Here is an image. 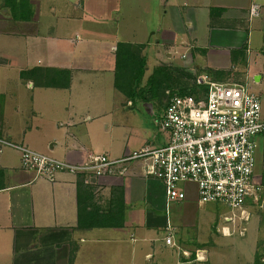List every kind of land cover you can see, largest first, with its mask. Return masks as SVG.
<instances>
[{"label":"crops","instance_id":"0c3cea01","mask_svg":"<svg viewBox=\"0 0 264 264\" xmlns=\"http://www.w3.org/2000/svg\"><path fill=\"white\" fill-rule=\"evenodd\" d=\"M100 1L103 15L97 0H7L0 6V141L76 165L92 154L118 159L151 148L126 110L134 104L115 86L118 44L145 49L156 29L165 62L185 70L202 51L249 54L251 25L264 27V0H159L153 15L147 0H115V8L112 0ZM253 5L260 11L251 18ZM133 12L141 22L121 34L120 15ZM173 49L183 51L180 65ZM253 69L247 64L245 76L258 84L262 77ZM226 79L216 81L238 82ZM166 101L165 94L164 111ZM143 168L132 163L125 176L108 175L89 186L64 173L54 182L35 180L22 169L19 152L0 144V264H166L175 255L180 264V252L167 251L174 243L165 242L170 211L164 185ZM176 205L178 218L193 214L188 196ZM121 208L116 226L90 220V213L102 217Z\"/></svg>","mask_w":264,"mask_h":264},{"label":"built area","instance_id":"2783aa9c","mask_svg":"<svg viewBox=\"0 0 264 264\" xmlns=\"http://www.w3.org/2000/svg\"><path fill=\"white\" fill-rule=\"evenodd\" d=\"M259 11L253 5L251 18ZM194 83L197 88L192 95L166 91L160 125L169 138L159 148H143L118 159L92 154L76 165L25 145L0 144L19 152L22 169L34 173L35 180L54 182L58 174L64 173L81 178L89 186L108 175L123 177L130 164L141 163L147 177L164 185L168 212L172 204L185 201L194 187L199 205L219 203L232 212L227 222H234L238 212L248 221L245 207L259 201L263 188L254 176L255 139L264 136L260 99L242 82H220L202 74ZM166 232V244L173 245L170 221Z\"/></svg>","mask_w":264,"mask_h":264},{"label":"rangeland","instance_id":"374dc122","mask_svg":"<svg viewBox=\"0 0 264 264\" xmlns=\"http://www.w3.org/2000/svg\"><path fill=\"white\" fill-rule=\"evenodd\" d=\"M6 1L7 0H0V6L6 4ZM97 1V4H99L98 8L101 9L99 15H103L105 12L103 1ZM147 1L149 7H152L151 15H153L157 9L156 5H159L160 2L159 0ZM20 2L22 3V1ZM122 2L124 4V0H122ZM110 4L112 8H115V0H112ZM127 15H130V18H124L123 14L120 15L118 29H120L121 34H123L125 30H129L131 25L136 26V24L141 22L140 14L133 12V14L128 13ZM152 19H155V15L150 17V20ZM103 21L104 20L101 22ZM143 21L146 22L145 20ZM255 24L256 22L253 23V26L251 25L248 42L249 54L242 50L234 51L232 54L220 50L209 51L207 55L203 51L199 52L198 57H195V61L192 62L191 65L185 66V70H187L185 73H189L194 78L188 79L187 77H183L180 81L181 83L184 82L187 85L197 88L194 83L195 78L198 75L206 74L215 81L221 80L222 78H229L246 83L248 90L260 99L261 117L262 120H264V27L256 29ZM102 25L100 26L101 28H103ZM164 25L169 28L171 27L170 21L167 19H165ZM245 28L249 29L248 23ZM256 30H258V32H256ZM155 31L156 29L149 31L146 39L149 38L150 44L147 45V41L143 42L146 48L139 50V56L145 58L146 67L149 68H145L144 76L138 82H136V80H128L130 83L134 82L131 87L138 86V89H136V93L134 94L135 97H127L134 105L126 109L132 114V124L135 125L137 131L139 130L142 135L144 134V139H146L148 146L151 148L159 147L161 144L168 141L169 133L164 131L160 125L164 112L162 88L158 89L154 85H148L147 78L150 77L154 68L164 67L170 68L171 70L173 69V75L171 77H176L178 75L176 69H181V67L174 63L165 62L168 60V58L165 57L166 50L157 45V36L155 37L152 35ZM139 37L140 35L136 38ZM136 40V43L140 42L139 39ZM138 46L137 44L135 45V47ZM158 52L160 53L158 54ZM170 52L173 54L172 59L174 62L179 65L183 63V60H181L183 51L179 50L176 54L173 49L170 50ZM156 56H158L157 59H160V62L156 61L154 58ZM196 63L201 67L196 68ZM156 64L159 66L155 67ZM247 64L252 65L254 68L253 71L255 70V72L261 75L262 79L258 84L255 83L252 77L247 78L245 76V66ZM119 76V80L123 82L124 85L127 76L125 77L124 72H121ZM145 95L146 98L144 99ZM149 107H151V112L148 110ZM255 140L257 148L255 151L256 167L254 176L257 177L258 181H261V183L263 182V184H261L263 188L259 195V201L250 202L245 207V211L247 212L245 216L248 215L249 220H244L243 215L238 212L234 217V222H227L226 218L231 217L232 212L226 206L219 203L198 206L197 194L194 187H191L192 190L188 193V198L193 200L194 208L191 210L193 214L186 218L181 213L183 216L178 218L179 205L176 204L171 205L168 214V219L172 222L174 229V237L172 239L174 246L167 247V251L172 254L180 252L178 263L264 264V136L257 137ZM96 155L101 154L97 153ZM182 207L183 205L180 206V211ZM183 223L188 226L182 225ZM224 228H228L229 231H223ZM180 247L188 250V254H182V252L178 250ZM200 256H202L204 260H200ZM175 257L173 261L169 259L166 264H176L177 260ZM135 264L146 263L136 260Z\"/></svg>","mask_w":264,"mask_h":264},{"label":"trees","instance_id":"16d2710c","mask_svg":"<svg viewBox=\"0 0 264 264\" xmlns=\"http://www.w3.org/2000/svg\"><path fill=\"white\" fill-rule=\"evenodd\" d=\"M215 12V10L211 11V14ZM143 46H132L129 44L120 43L117 47L116 52V78H115V86L118 90L122 91L127 97L133 98L135 97L134 94L136 93V89L138 86H132L134 83H130L131 80H136L138 82L144 76V70L146 68V60L139 56V50L143 49ZM124 70V71H123ZM173 70V69H172ZM170 68H162L158 67L154 69L152 74L147 80L148 85H154L158 89L162 88L163 96L165 95L166 91H175L178 92L180 95H192L195 93V87L187 85L186 83H181V78L187 77L188 79H193L194 77L189 73H185L186 70L184 69H176L178 71V75L176 77H171L173 75V71ZM121 72L125 73V77L127 76L125 84L119 80V74ZM177 80H176V79ZM128 80H130L128 82ZM130 83V84H128ZM177 87V88H176ZM151 93V92H150ZM146 95L144 96V99ZM80 179V178H79ZM82 180V179H80ZM81 184L83 180L80 181ZM84 184V183H83ZM263 184V182H262ZM79 193L81 192V188H78ZM81 195V194H80ZM79 195L78 202H79V223L82 222V200L81 196ZM123 208V204H120ZM86 208V206H85ZM121 208V209H122ZM85 210V209H84ZM118 211L110 212L108 215H102L100 217L97 213H90L89 217L90 220L96 219L99 224L97 226H106L112 227L116 226L119 221H123V209L122 212Z\"/></svg>","mask_w":264,"mask_h":264}]
</instances>
